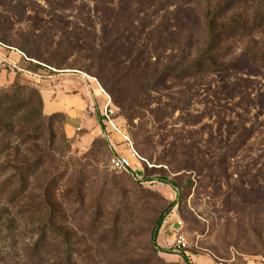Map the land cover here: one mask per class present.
<instances>
[{"label":"rangeland","instance_id":"obj_1","mask_svg":"<svg viewBox=\"0 0 264 264\" xmlns=\"http://www.w3.org/2000/svg\"><path fill=\"white\" fill-rule=\"evenodd\" d=\"M0 45L96 93L0 66V264H264V0H0Z\"/></svg>","mask_w":264,"mask_h":264},{"label":"crops","instance_id":"obj_2","mask_svg":"<svg viewBox=\"0 0 264 264\" xmlns=\"http://www.w3.org/2000/svg\"><path fill=\"white\" fill-rule=\"evenodd\" d=\"M0 58L8 60L15 67L19 66L23 59L28 61L22 53L5 46L0 47ZM36 78L43 79L44 89L54 87L50 93L46 91L43 96L46 112L65 114L68 118L67 130L71 129L76 121L81 124L90 101L96 98V93L90 89L88 81L76 73H58L51 77Z\"/></svg>","mask_w":264,"mask_h":264},{"label":"trees","instance_id":"obj_3","mask_svg":"<svg viewBox=\"0 0 264 264\" xmlns=\"http://www.w3.org/2000/svg\"><path fill=\"white\" fill-rule=\"evenodd\" d=\"M252 30H255V29H252ZM263 55H264V53H263ZM15 69L17 71H19V72H21V73H23L25 75L31 76V77H39L40 76V77H43V78L45 77L46 78V77H51V76H55V75L58 74L57 72L53 73V72L47 71L43 66H41L38 63H33L31 61H26L24 59H23L22 63L19 66L15 67ZM8 103H9L10 106H15V102H12V100H9V97L0 98V104H8ZM2 107H3V105H2ZM8 109H10V108H8ZM4 112H7L6 107L4 108V110H2L0 112V122H2V120H4L3 117H2L3 116L2 113H4ZM160 182L164 183L166 185H171L166 180H160ZM174 206L175 205L172 204L171 208H173ZM163 218L164 217L161 216L158 219L157 223H156L155 230H154V232L152 234V239L153 240L158 235V232H159V230H160V228L162 226V223H163ZM45 239H46L45 236L44 237H43V235L40 236L39 242H37V245L42 243ZM182 258H183L185 264H192L191 261L188 259V257H186L185 255H182Z\"/></svg>","mask_w":264,"mask_h":264},{"label":"built area","instance_id":"obj_4","mask_svg":"<svg viewBox=\"0 0 264 264\" xmlns=\"http://www.w3.org/2000/svg\"><path fill=\"white\" fill-rule=\"evenodd\" d=\"M0 66L15 68V66L12 65L8 60L1 59V58H0ZM112 114L113 113L111 109L109 108L108 105H106L102 112L103 118L107 120L108 122H110L109 118L112 116ZM110 167L113 171L118 172V173H129L132 170L131 160L128 157H124L122 155L114 156L110 161Z\"/></svg>","mask_w":264,"mask_h":264}]
</instances>
